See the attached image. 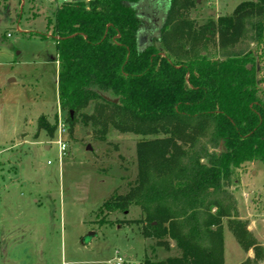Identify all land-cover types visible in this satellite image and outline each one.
Listing matches in <instances>:
<instances>
[{
    "label": "trees",
    "instance_id": "trees-1",
    "mask_svg": "<svg viewBox=\"0 0 264 264\" xmlns=\"http://www.w3.org/2000/svg\"><path fill=\"white\" fill-rule=\"evenodd\" d=\"M145 1L148 16L140 8ZM195 1L168 0L166 8L163 0L71 1L46 16L67 119L79 116L101 134L112 125L154 136L137 142L138 173L128 190H114L100 207L105 215L139 207L145 235L165 246L171 238L180 249L144 264H224V218L240 244L258 247L236 218L225 182L247 161L264 165V0L243 1L232 15L203 25L209 33L191 39L184 59L169 39L177 32L193 37L188 14ZM162 7L161 24L150 23ZM210 32L223 45L220 58L195 48L207 45ZM244 39L256 48L237 46ZM38 125L50 126L43 115Z\"/></svg>",
    "mask_w": 264,
    "mask_h": 264
},
{
    "label": "rangeland",
    "instance_id": "rangeland-1",
    "mask_svg": "<svg viewBox=\"0 0 264 264\" xmlns=\"http://www.w3.org/2000/svg\"><path fill=\"white\" fill-rule=\"evenodd\" d=\"M243 1L251 0H196L188 14L193 37L173 33V54L187 58L191 39L208 32L201 27L232 15ZM146 4L140 8L148 16ZM53 8L42 0H0V264H115L118 257L122 264H144L146 258L156 263L175 257L180 249L173 239L165 238V246L145 235L139 207L106 215L100 209L114 190L125 193L134 182L137 142L154 136L122 133L112 125L101 134V126L79 116L71 123L61 109L68 145L58 157L57 43L46 34ZM164 8L149 22L161 24ZM247 41L237 46L253 51L256 44ZM203 42L198 51L222 57L218 34L210 32V41ZM259 65L264 78V59ZM42 115L47 129L38 125ZM225 186L235 199L236 218L245 221L258 247L240 244L224 218V264H264V165L243 163Z\"/></svg>",
    "mask_w": 264,
    "mask_h": 264
},
{
    "label": "built area",
    "instance_id": "built-area-1",
    "mask_svg": "<svg viewBox=\"0 0 264 264\" xmlns=\"http://www.w3.org/2000/svg\"><path fill=\"white\" fill-rule=\"evenodd\" d=\"M45 2H48L50 4H53L54 6L60 5L62 3H69L71 1L74 0H42ZM61 108H59L58 110V114H59V119H58V128H57V135H56V139L55 142L58 146V157L60 158V160H62V156L64 155L66 149H67V143L68 141H66L65 137L67 134V125L66 123L63 121V116L61 115ZM115 264H122V259L121 257H118V260L115 262Z\"/></svg>",
    "mask_w": 264,
    "mask_h": 264
},
{
    "label": "water",
    "instance_id": "water-1",
    "mask_svg": "<svg viewBox=\"0 0 264 264\" xmlns=\"http://www.w3.org/2000/svg\"><path fill=\"white\" fill-rule=\"evenodd\" d=\"M74 1H85V0H74Z\"/></svg>",
    "mask_w": 264,
    "mask_h": 264
}]
</instances>
